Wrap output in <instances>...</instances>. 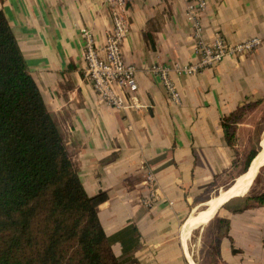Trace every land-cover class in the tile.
<instances>
[{
  "label": "crops",
  "instance_id": "obj_1",
  "mask_svg": "<svg viewBox=\"0 0 264 264\" xmlns=\"http://www.w3.org/2000/svg\"><path fill=\"white\" fill-rule=\"evenodd\" d=\"M205 2L196 12L199 34L179 0L131 3L122 55L136 70L139 107L117 110L83 75L81 30H91L100 51L111 27L104 0H0L84 192L106 195L97 218L119 264H195L188 239L203 226L186 237L182 230L236 160L223 121L264 98V0ZM216 35L228 46L261 43L197 74L174 70L195 64L198 43ZM154 66L169 70L178 104ZM241 198L206 223L225 225L217 230V264H264V206L246 208Z\"/></svg>",
  "mask_w": 264,
  "mask_h": 264
},
{
  "label": "trees",
  "instance_id": "obj_2",
  "mask_svg": "<svg viewBox=\"0 0 264 264\" xmlns=\"http://www.w3.org/2000/svg\"><path fill=\"white\" fill-rule=\"evenodd\" d=\"M105 200L84 192L0 11V264H119L97 218Z\"/></svg>",
  "mask_w": 264,
  "mask_h": 264
},
{
  "label": "built area",
  "instance_id": "obj_3",
  "mask_svg": "<svg viewBox=\"0 0 264 264\" xmlns=\"http://www.w3.org/2000/svg\"><path fill=\"white\" fill-rule=\"evenodd\" d=\"M135 0H104L111 20L104 46L99 51L89 28L81 30L83 39L84 79L91 85L97 97L106 105L119 109L138 108L136 70L124 61L123 42L129 31L127 21L129 6ZM171 2L174 0H159ZM186 6L189 20L193 21L195 33H200L196 12L205 8V0H179ZM258 38H251L239 44L228 46L224 39L216 35L210 43L200 41L197 45L198 60L195 64L175 67L176 72L197 74L218 65L227 57L242 56L260 45ZM159 75L169 100L179 103L178 93L168 77L169 70L161 66L152 67Z\"/></svg>",
  "mask_w": 264,
  "mask_h": 264
},
{
  "label": "rangeland",
  "instance_id": "obj_4",
  "mask_svg": "<svg viewBox=\"0 0 264 264\" xmlns=\"http://www.w3.org/2000/svg\"><path fill=\"white\" fill-rule=\"evenodd\" d=\"M225 123L229 132L228 145L236 157L235 162L238 161L239 165L235 164L232 170L219 180L217 186L209 191L210 193L207 196L202 198L201 203L203 204H198L199 206L191 215L206 209V203H204L206 199L209 198L211 200L219 193L221 194L222 191H226L235 178L244 172L249 157L252 154L256 155L260 150L259 141L264 136V98L241 107L234 116L225 119ZM74 166L76 169L75 163ZM262 194H264V167L258 171L247 195L241 199L245 201L248 198H252L249 204L259 205L257 198ZM215 212L211 215L213 216ZM210 216L196 225L203 226V228L192 231L188 239V250L195 264H217V242L220 236L217 234V230L222 234L225 225L219 222L216 228L211 229V224L210 226L206 224L212 218Z\"/></svg>",
  "mask_w": 264,
  "mask_h": 264
},
{
  "label": "bare ground",
  "instance_id": "obj_5",
  "mask_svg": "<svg viewBox=\"0 0 264 264\" xmlns=\"http://www.w3.org/2000/svg\"><path fill=\"white\" fill-rule=\"evenodd\" d=\"M259 145L261 146L262 150L260 149L258 153H256V155L253 157L249 169L245 172L246 174L244 173L238 178H235L234 182L226 191L222 192L220 195H217L210 201H207L206 209L204 211L202 210V212H199L197 214L195 213L187 220L182 230L185 237L187 233L191 230V228H193L200 222L205 221L223 203L227 202L233 197H245L247 195L253 185L258 171L262 167H264V136L260 139Z\"/></svg>",
  "mask_w": 264,
  "mask_h": 264
},
{
  "label": "water",
  "instance_id": "obj_6",
  "mask_svg": "<svg viewBox=\"0 0 264 264\" xmlns=\"http://www.w3.org/2000/svg\"><path fill=\"white\" fill-rule=\"evenodd\" d=\"M259 147H260V149H261V146L259 145ZM262 150V149H261ZM253 160V159H252ZM252 160L250 161V163H249V165H248V168H247V170L249 169V167H250V165H251V162H252Z\"/></svg>",
  "mask_w": 264,
  "mask_h": 264
}]
</instances>
